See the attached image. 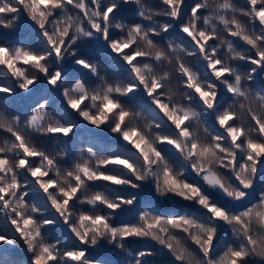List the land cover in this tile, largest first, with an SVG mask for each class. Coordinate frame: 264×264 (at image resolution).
<instances>
[{"label":"clouds","instance_id":"clouds-1","mask_svg":"<svg viewBox=\"0 0 264 264\" xmlns=\"http://www.w3.org/2000/svg\"><path fill=\"white\" fill-rule=\"evenodd\" d=\"M81 4L87 10L83 15L78 10ZM122 7L133 10V19L120 15ZM31 9V0H23V4L0 0V30L16 32L21 22L27 21L41 37L39 48L25 44H0V48L13 55L19 49L44 57L41 67L47 73L33 64H18L24 77L33 81L22 88L24 79L0 66V90H6L0 92V188H9L7 199L0 198V224L4 225L0 229V249L8 250L0 257V264H34L42 248L48 249L43 253L47 264H151L158 259H169L171 264H230L235 251L243 253L236 264H264V222L253 216L246 221L248 228L244 231L235 223L225 224L212 217L199 204L201 196L214 203L211 192L222 194L234 205L252 207L257 203L250 194L264 177V160L250 163L247 145H264V135L259 131V125H264V60L260 59L264 56V16L258 15L264 10V0H91L90 4L76 0L71 8L61 4L59 9L46 10L52 15L44 29ZM108 9L112 11L105 19ZM59 16L70 17L71 27L68 44L56 57L44 32L58 39L54 21ZM68 23L60 24V30ZM92 23L100 26L99 31L92 30ZM90 42L103 49L108 63L79 54ZM113 44L128 47L114 50ZM254 60L256 63H252ZM65 61L84 70L94 82L82 76L70 79L63 71ZM56 73L60 78L50 86L59 92L58 98L41 99L26 112L14 110L11 98L18 92L29 93L41 78L48 84ZM54 98L57 104L50 107ZM70 101H78L79 107L73 108ZM109 101L114 107L104 112ZM37 109L44 114L42 122L33 119ZM82 113L102 115L103 122L91 123ZM226 117L230 119L222 125ZM117 125L120 129L114 131ZM49 127L71 131L67 135L50 134ZM79 128L107 130L122 144L105 145L78 136L69 156V140ZM230 131L239 133L235 141ZM124 133L131 138L125 139ZM37 136L50 139L51 148L38 144ZM21 143L39 153V158L25 157ZM233 157L238 164L247 165V171L241 167L233 170L225 163ZM46 159L54 162L51 167ZM21 160H25L24 167L19 166ZM65 160L67 164L62 163ZM108 160H123L129 167H109L104 164ZM37 168L46 175L33 176ZM81 168L93 176H109L122 183L90 180ZM237 174L250 184L248 189L236 180ZM167 176L197 188L200 196L178 195L166 185ZM210 176L218 177L227 191L205 179ZM75 177H80L79 182ZM13 183L15 189L9 187ZM145 186L151 188L154 199L186 202L202 209L203 215L162 214L153 203L141 202ZM73 187L77 194L57 210L53 201L62 205V193ZM121 187L130 191L121 194ZM30 195L33 198L26 199ZM257 197H264V183H259ZM129 209L135 210V219L116 223L117 213ZM242 209L245 207L238 211L226 207L225 211L231 219ZM81 217L89 218L83 221V227ZM168 217L187 218L197 227L191 235L177 233L163 223L161 226L167 229L163 235L159 229L145 228V221ZM96 219L103 223L89 222ZM25 220L31 221L26 227ZM222 227L230 232L222 251L213 247V255L205 259L191 247L195 245L193 236L203 246L209 232L217 238ZM56 228L64 233L62 237L52 238ZM132 228L138 231L132 233ZM216 242L218 246L223 244V237ZM100 249H108L110 256L92 255ZM13 251L20 255H12ZM69 253L83 255L72 260ZM49 255L54 259L48 260Z\"/></svg>","mask_w":264,"mask_h":264},{"label":"snow or ice","instance_id":"snow-or-ice-1","mask_svg":"<svg viewBox=\"0 0 264 264\" xmlns=\"http://www.w3.org/2000/svg\"><path fill=\"white\" fill-rule=\"evenodd\" d=\"M17 2L23 4V0H17ZM164 2L169 3V0H164ZM252 2L255 3V0H252ZM31 3H32L31 12L33 14V18L35 19L36 17H39V20L37 21L39 24V27L41 29H44L47 26L48 17L50 15H52L51 12H46V10H48V9H53V10L59 9L61 7V4L67 5L68 7L69 6L72 7L76 3V0H31ZM78 10L82 14H85L87 11L83 4H81L79 6ZM111 11H112L111 9H108L105 11V13H104L105 19H107V16ZM258 15L264 16V10L259 12ZM66 20L69 21V23L65 26L64 30L61 31L59 28V25L64 23ZM70 22H71V18L67 17V16H59V18L54 21V23L57 25V27L55 29V35H56V37H58V39H53V37L48 32H44V37L47 40L48 46H49L52 54L55 55L56 57H59V55L63 51L65 45L68 44L70 27H71ZM90 27L94 31H99V28H100V26L95 24V23H92L90 25ZM184 31L187 32L188 29H184ZM105 35L107 37V33ZM189 35H191L190 32H189ZM112 47L114 48V50H122L123 48H127L128 45L124 44V45L120 46L118 44H113ZM44 59H45L44 57H38L34 54L22 52L19 49L16 51L15 55H13L12 53L9 52L8 49L0 48V66L7 67V69L9 70V72L12 73L13 76H17L21 79H24V83L21 85L22 88L29 87L33 83V81L25 78L24 73L21 71V69L17 65L18 64H22V65L33 64L39 69V71L41 73L47 74L46 70L43 67H41V64H42ZM129 59L131 61V59H134V57L129 58ZM260 59L264 60V56H260ZM252 63H256V61L254 60V61H252ZM213 67H215V65H213ZM216 75H221V73H216ZM59 78H60V73H56L55 75H53L48 80V84L49 85H55L58 82ZM3 91H6V90H0V92H3ZM197 91H199V89H197ZM69 103L73 108L79 107L78 101H70ZM112 107H114V105H112L111 102L109 101L104 105L103 111L104 112L110 111ZM82 115L86 119H88L91 123H94V124L102 123L103 119H104V117L102 115L96 116V117H92L88 113H82ZM43 117H44V114L40 113L39 109H37L33 115V119H35L37 122H42ZM228 119H230V117H226L224 120H222L221 124L222 125L225 124ZM179 126H180V124L178 122L177 127H179ZM119 129H120V125H117L113 130L119 131ZM48 131L50 134L67 135L70 133L71 129L49 127ZM259 131L262 135H264V125H259ZM229 135H232L233 140L235 141L236 136H238L239 133L233 135L230 131ZM124 138L130 139L131 137L128 133H124ZM136 146L138 148H140L141 152L145 154V159H147V154L145 153L144 148L141 147V144L137 143ZM20 147L23 149L25 157L32 158V159L39 158V155H40L39 153L29 150L27 147H25L23 145V143L20 144ZM247 148H248V151L250 153V155L247 157V159L253 165L256 164L257 160L264 159V145H261L258 143H248ZM205 151H207V150H205ZM45 163L49 167H51L54 162L51 159H46ZM225 163L228 165H231L233 170L236 167H241L245 171H247V165L238 164L235 157H233L230 160H226ZM104 164L109 166V167L112 165H122L125 168L129 167V165L123 160H108V161H105ZM19 166L24 167L25 166V160H21L19 162ZM80 171L83 173V175L85 177H87L90 180L91 179L112 180V178L109 176H102V177L101 176H93L89 173V171L86 168H81ZM253 173H255V167H253ZM32 175L40 177V176H45L46 174L41 169L37 168V169L32 171ZM79 179H80V177H75V180L77 182H79ZM137 179H139V177H137ZM205 179L208 180L209 182L215 184V185H218L221 189H223V184L219 180L218 177L210 176V177H206ZM236 180L239 181V183L241 184L243 189L246 190L250 187L249 183L240 180L238 174L236 175ZM112 182L114 184H121L122 183V181L119 179L112 180ZM165 183H166V185H168L171 188V190H173L178 195L183 196L185 198H188V195L193 196V197L200 196V190H198L197 188H194V187H189L187 184L181 185V184L177 183L176 180L171 176L166 177ZM9 187L15 189L17 187V185L15 183H13ZM42 187H43V185H42ZM8 190H9V188H0V198H3V200H6ZM223 190L227 191L226 189H223ZM186 193L188 195H186ZM75 194H77V188L76 187L71 188L69 191L63 192L62 195L65 198L63 201V204L62 205L57 204L55 201H53V206L56 207L57 210H60V208L65 207L69 202L72 201ZM228 194L231 195V193H228ZM256 200H257V203L254 206L245 207V209L242 212H240L238 215L233 214L231 219H229V215L225 211L226 207L215 205L214 203L210 204L209 200L205 199L203 196H201V198L199 199V204L202 207H204L212 217L218 219L219 221H222L225 224L235 223L242 230L247 231L248 224L246 223V221L250 220L253 216H255L261 222H264V197H257ZM0 202H3V201L0 200ZM3 206L5 208H7L8 204L4 203ZM108 207L112 208L113 205L109 204ZM88 219H89L88 217H81V222H82L81 227H83V221L88 220ZM89 222L92 223L93 225L103 223V221L98 220V219L90 220ZM13 223H15V221ZM30 223H31L30 220H25L24 226L26 227ZM162 223L166 224L167 228H170L173 231H175L177 233L184 234V235H191L192 229L197 227V225L193 221H191L187 218H184V217H168L163 221L160 218H157V219L153 220L152 222L145 221V228L159 229L161 234L163 235V234H166L167 229L161 226ZM105 227H106V225H105ZM17 230L20 231L22 236L24 235V232L22 229L18 228ZM124 231H125V233L128 232L127 229H125ZM137 231H138V229H136V228L131 229L132 233H136ZM192 238H193L194 244L199 249V253L201 256H203L205 259H207L213 255L211 250L214 247V243L216 242L217 238L213 237L211 232H209L208 241H206L203 244V246H200L201 242L195 236H193ZM249 243H250V240H249ZM47 252H48L47 248H42L41 249V255H39L35 258L34 264H47V261L45 260L44 255H43V253H47ZM67 255H68L69 259L78 260L81 258V256L83 254L82 253H75V254L69 253ZM231 255L233 257V260L230 262V264H236V260L242 258L243 253L240 251H235V252H232ZM52 259H54V257L49 255L48 260H52ZM177 259H180V257H177Z\"/></svg>","mask_w":264,"mask_h":264},{"label":"trees","instance_id":"trees-1","mask_svg":"<svg viewBox=\"0 0 264 264\" xmlns=\"http://www.w3.org/2000/svg\"><path fill=\"white\" fill-rule=\"evenodd\" d=\"M87 3H91V0H86ZM71 8V6H69ZM78 11V10H73ZM132 9L128 7H122L120 10V15L123 16L125 19H133L132 17ZM81 15H83L81 13ZM40 33L39 30L36 29L34 26H32L27 21H22L20 28L16 32H5L3 30H0V44H11V45H17V44H25L29 47L33 48H39V41H40ZM83 57L88 58H94L101 60L104 63H108L109 61L106 58V55L104 54L103 49L98 48L95 44L89 43L86 48H81V51L79 53ZM63 71L68 74L69 78H75V77H83L86 81L94 82L92 81V78L82 69H78L77 67H73L71 61H65L63 66ZM3 94H0L2 96ZM49 97H59V92L57 90H53L50 85L47 84V82L41 78V80L32 86L29 93H20L18 92L17 95L12 99V103L14 105V110L20 111V112H26L29 110L30 107L35 106V104L39 103L41 99H46ZM52 99L50 107L55 106L57 104V99ZM136 99H140V97H137ZM131 102H135L131 101ZM74 115V114H73ZM83 136L86 140L92 141V142H101L105 145H121L122 142L112 137L107 130H95L90 128H79L74 129V134L72 135L71 139L69 140V156H71L74 152V144L76 141V137ZM36 142L38 144H42L47 148H51V140L44 137V136H37L35 137ZM32 159V158H30ZM38 159V158H36ZM264 160V159H262ZM63 164H67L68 161H62ZM259 183H264V177L261 178V181L258 182L256 190H253L250 194V199L255 200L257 190L259 188ZM121 194H126L129 189L125 187H121ZM211 200L216 203L219 206L224 207H231L234 211L241 210L242 207H249L250 205H234L230 204L228 200H226L222 194H219L217 192H211L209 193ZM141 202L143 201H149L153 203L156 207H158L162 214L165 215H179L184 214L187 212L189 215H203V210L197 208L195 205L188 204L186 202H182L179 200H176L175 202H171L168 200L160 201L156 200L152 196L151 188L149 186H145L143 190L140 193ZM33 198L31 195L29 197H26V199ZM243 210V209H242ZM135 219V210L129 209L125 211H119L116 215L115 222L121 223V222H131ZM4 227L3 224H0V229ZM64 233L61 231V229L56 228L52 230V238H56L57 236L62 237ZM220 237H223V244L217 245V242L214 243V247L216 248L217 252L222 251L223 247L226 246V244L229 242L228 238L230 237V232L227 231L226 228H221L219 230V235L217 237V240L220 239ZM191 247L199 252V249L195 245H191ZM3 251L0 252V257H3L5 253L7 252ZM12 255L19 256L20 254L18 252L13 251ZM92 255L97 257H109L110 251L108 249H100L96 252H93ZM112 259H115V257H110ZM151 264H171L169 259H158L151 261ZM250 264H255V261L250 262Z\"/></svg>","mask_w":264,"mask_h":264},{"label":"rangeland","instance_id":"rangeland-1","mask_svg":"<svg viewBox=\"0 0 264 264\" xmlns=\"http://www.w3.org/2000/svg\"><path fill=\"white\" fill-rule=\"evenodd\" d=\"M7 249H0V252L6 251Z\"/></svg>","mask_w":264,"mask_h":264}]
</instances>
